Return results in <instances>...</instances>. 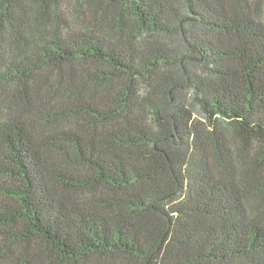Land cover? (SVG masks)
I'll list each match as a JSON object with an SVG mask.
<instances>
[{
    "label": "trees",
    "instance_id": "16d2710c",
    "mask_svg": "<svg viewBox=\"0 0 264 264\" xmlns=\"http://www.w3.org/2000/svg\"><path fill=\"white\" fill-rule=\"evenodd\" d=\"M0 264H264V0H0Z\"/></svg>",
    "mask_w": 264,
    "mask_h": 264
}]
</instances>
